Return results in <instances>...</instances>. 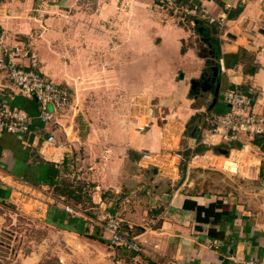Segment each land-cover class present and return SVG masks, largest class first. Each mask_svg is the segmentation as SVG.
<instances>
[{"label": "crops", "instance_id": "1", "mask_svg": "<svg viewBox=\"0 0 264 264\" xmlns=\"http://www.w3.org/2000/svg\"><path fill=\"white\" fill-rule=\"evenodd\" d=\"M155 1L0 0V32L29 48L40 72L77 95L78 80L102 75L122 97L105 120L78 126L66 109L43 125L36 102L0 74L5 101L34 118L24 140L0 133V209L38 214L61 232L67 263L127 264L104 229L109 216L146 234L134 264L264 257V151L245 133L202 141L227 89L249 94L264 116V0H182L196 10L186 24ZM67 42L69 72L48 54L64 55Z\"/></svg>", "mask_w": 264, "mask_h": 264}, {"label": "built area", "instance_id": "2", "mask_svg": "<svg viewBox=\"0 0 264 264\" xmlns=\"http://www.w3.org/2000/svg\"><path fill=\"white\" fill-rule=\"evenodd\" d=\"M161 5L173 14L185 16L193 15L195 9L186 5L182 0H159ZM189 4V3H188ZM225 17L220 15L215 20L219 27L224 25ZM31 60L34 67V57L29 48L22 43L9 45L3 33L0 32V74H3L12 85H14L22 96L36 102V119L43 125L54 122L56 114L65 111L71 102L68 90L54 82L44 79L41 73L34 69L25 68V61ZM225 111L215 115L210 120V127L202 135V141L206 144L212 136H219L222 140H237L240 134L245 133L250 138L264 134V116L258 115L252 110L253 100L245 92L234 89H227L223 93ZM34 118L23 110L6 102L2 87L0 85V133H8L14 137L24 140L31 133V125ZM148 127V124L139 126L140 130ZM53 137L47 139L48 143L53 142ZM149 159V154L143 155ZM182 160L180 152L170 156V163L176 166ZM235 170V169H233ZM66 212L72 211L66 207ZM105 231L109 234L111 246L121 248L127 252L140 254L148 245V239L143 237L146 234H138L133 227L124 226L123 220L117 216H109L105 220ZM216 240L210 241V246H216ZM151 246V245H150ZM152 244L153 249H157ZM172 264H178L173 262ZM235 264H264V257L238 261Z\"/></svg>", "mask_w": 264, "mask_h": 264}, {"label": "rangeland", "instance_id": "3", "mask_svg": "<svg viewBox=\"0 0 264 264\" xmlns=\"http://www.w3.org/2000/svg\"><path fill=\"white\" fill-rule=\"evenodd\" d=\"M157 5L166 12H170L159 1ZM169 12L168 14L172 17L175 16L173 18H176L179 24L189 23L183 12H180L182 14L181 17L177 16L178 14L171 15V12ZM65 24L69 25L70 22L67 21ZM69 35L70 32H67V36ZM7 43L11 45L8 41ZM67 44L68 47L63 49L64 55H62L60 50L59 55H57L56 49H53L50 53L48 52L52 56L49 60L53 62L52 67L54 69H56L54 62L59 58L61 61L67 62V64L64 62V66L67 68V72H69L70 66L68 64L70 65L71 63V48L68 42L64 45L66 46ZM41 74L44 79H48L68 90L70 96L72 93L70 104L72 100L75 102L78 113L74 114L70 107L67 109H69L70 118H76V124L78 126L87 124V120H95V122L96 120L99 121V119L101 121L105 120V115H110L111 107L120 106L122 97L119 95L114 80H104L102 75H97L93 81L89 77L78 80L77 85L80 89L77 95L75 89L73 91L71 89L70 91L61 82H56L52 77L42 72ZM57 116L58 114H56ZM83 131L84 128L80 132L82 133ZM0 217L5 218L4 221L0 219V264H25L28 257L36 259L35 264H77L75 261L67 263L62 260L65 253L63 250L70 251L68 247H64L63 245L67 244V241L63 239L61 232L45 226L38 214L31 215L25 213L23 209L16 208L14 210V208L12 209L10 207L9 211L0 209ZM112 249L115 251V254L122 256L127 264H134L133 260H131L132 253L114 246H112Z\"/></svg>", "mask_w": 264, "mask_h": 264}, {"label": "trees", "instance_id": "4", "mask_svg": "<svg viewBox=\"0 0 264 264\" xmlns=\"http://www.w3.org/2000/svg\"><path fill=\"white\" fill-rule=\"evenodd\" d=\"M239 11V9H238ZM24 47H26L24 44H23ZM27 48V47H26ZM31 51V50H30ZM32 54V53H31ZM25 68L27 69H34L36 70L37 72L41 73L37 64H35V66L33 67L31 64H27L25 66ZM253 144L258 146L261 150L264 151V134L262 135H256L254 136V139H253ZM260 178L264 180V169L261 170V173H260ZM133 254V253H132ZM148 264H151L150 262Z\"/></svg>", "mask_w": 264, "mask_h": 264}, {"label": "water", "instance_id": "5", "mask_svg": "<svg viewBox=\"0 0 264 264\" xmlns=\"http://www.w3.org/2000/svg\"><path fill=\"white\" fill-rule=\"evenodd\" d=\"M196 84L200 85L199 82H197V81H192V82H191V86H192V88H194ZM207 89H208V88L202 87V90H203V91H206ZM209 89H210V88H209ZM218 92H219V84H216V87L214 88V91H213L214 102L216 101V98H217V96H218Z\"/></svg>", "mask_w": 264, "mask_h": 264}]
</instances>
